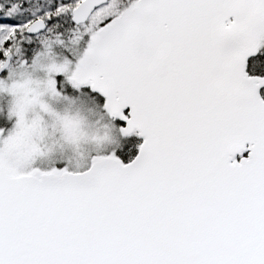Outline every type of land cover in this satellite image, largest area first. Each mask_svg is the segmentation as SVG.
Masks as SVG:
<instances>
[{
    "label": "snow or ice",
    "instance_id": "1",
    "mask_svg": "<svg viewBox=\"0 0 264 264\" xmlns=\"http://www.w3.org/2000/svg\"><path fill=\"white\" fill-rule=\"evenodd\" d=\"M0 264H264V0H0Z\"/></svg>",
    "mask_w": 264,
    "mask_h": 264
}]
</instances>
